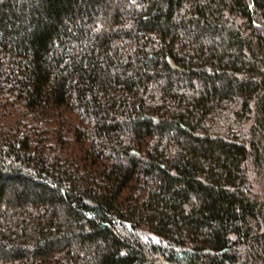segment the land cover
Masks as SVG:
<instances>
[{"label":"trees","instance_id":"trees-1","mask_svg":"<svg viewBox=\"0 0 264 264\" xmlns=\"http://www.w3.org/2000/svg\"><path fill=\"white\" fill-rule=\"evenodd\" d=\"M0 264H264V0H0Z\"/></svg>","mask_w":264,"mask_h":264}]
</instances>
